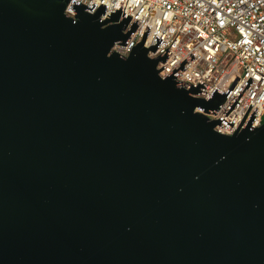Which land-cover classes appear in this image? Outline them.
<instances>
[{"label":"water","instance_id":"water-1","mask_svg":"<svg viewBox=\"0 0 264 264\" xmlns=\"http://www.w3.org/2000/svg\"><path fill=\"white\" fill-rule=\"evenodd\" d=\"M67 3L0 0V264H264V124L214 130L251 79L209 119L237 77L197 97L193 51L161 78L149 28L121 56L139 22Z\"/></svg>","mask_w":264,"mask_h":264},{"label":"built area","instance_id":"built-area-1","mask_svg":"<svg viewBox=\"0 0 264 264\" xmlns=\"http://www.w3.org/2000/svg\"><path fill=\"white\" fill-rule=\"evenodd\" d=\"M73 0H68L64 13L73 17L68 10ZM87 7L105 5L109 9H120L121 14L130 17L128 27L134 20L139 22L125 45L114 43L111 51L126 56L142 37L145 27L149 28L144 40L148 48L155 44V36L161 40L157 48L148 51L150 58L161 55L165 49L170 54L157 69L165 78L192 51L196 56L174 78L193 87L198 81L208 89L195 96L207 99L215 89L225 93L233 80H238L220 105L216 113L205 114L216 120L222 116L237 92L248 78L246 91L235 109L225 115L229 130L215 125L220 134L234 132L247 108L241 124L244 125L250 113L256 108L250 126L261 124L264 113V0H75ZM196 111L203 113V111ZM240 124V125H241ZM239 125V126H240Z\"/></svg>","mask_w":264,"mask_h":264},{"label":"trees","instance_id":"trees-1","mask_svg":"<svg viewBox=\"0 0 264 264\" xmlns=\"http://www.w3.org/2000/svg\"><path fill=\"white\" fill-rule=\"evenodd\" d=\"M261 123L264 124V113H263L262 116H261Z\"/></svg>","mask_w":264,"mask_h":264}]
</instances>
